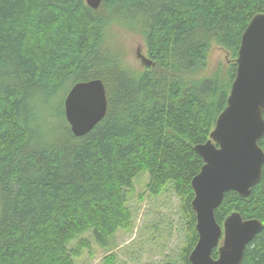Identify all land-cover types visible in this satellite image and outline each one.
<instances>
[{"label": "trees", "instance_id": "16d2710c", "mask_svg": "<svg viewBox=\"0 0 264 264\" xmlns=\"http://www.w3.org/2000/svg\"><path fill=\"white\" fill-rule=\"evenodd\" d=\"M258 12L264 0H101L97 9L85 0H0V264H75L88 229L106 246L132 226L127 202L143 171L151 196L170 184L179 199L185 241L179 262L164 264H191L190 181L203 164L194 145L226 104L235 58L227 81L194 75L212 44L237 56ZM111 23L143 35L151 65L123 64L105 42ZM92 78L105 85L107 112L77 137L63 100ZM258 144L264 151V135ZM233 211L263 224L240 264H264V164L247 196L224 194L217 222Z\"/></svg>", "mask_w": 264, "mask_h": 264}, {"label": "water", "instance_id": "95a60500", "mask_svg": "<svg viewBox=\"0 0 264 264\" xmlns=\"http://www.w3.org/2000/svg\"><path fill=\"white\" fill-rule=\"evenodd\" d=\"M85 3L97 9L101 0ZM244 29L226 104L207 140L194 145L203 164L190 181L194 192L190 207L198 235L188 255L191 264H240L247 245L263 226L259 219L244 218L238 211L229 213L222 225L215 218L224 194L235 191L247 196L261 179L264 164V151L258 144L264 135V12L255 13ZM145 58L147 67L152 61ZM106 97L99 78L70 87L63 112L74 136L87 134L105 117ZM214 249L217 257L212 256Z\"/></svg>", "mask_w": 264, "mask_h": 264}, {"label": "rangeland", "instance_id": "374dc122", "mask_svg": "<svg viewBox=\"0 0 264 264\" xmlns=\"http://www.w3.org/2000/svg\"><path fill=\"white\" fill-rule=\"evenodd\" d=\"M105 42L119 55L123 64L135 72L145 67L140 55L147 57L144 37L135 30L111 23L106 28ZM228 49L212 44L205 65L194 78L218 73L225 81L231 61ZM149 173L143 171L133 181L134 192L127 205L132 212L130 229H117L106 246L95 238L93 229L83 233L90 241L89 248L75 259V264H164L179 262L185 233L179 211V199L170 184L159 195L146 190ZM141 197H140V196Z\"/></svg>", "mask_w": 264, "mask_h": 264}, {"label": "flooded vegetation", "instance_id": "af4514ba", "mask_svg": "<svg viewBox=\"0 0 264 264\" xmlns=\"http://www.w3.org/2000/svg\"><path fill=\"white\" fill-rule=\"evenodd\" d=\"M140 59L144 62V59H146L143 55H140Z\"/></svg>", "mask_w": 264, "mask_h": 264}]
</instances>
